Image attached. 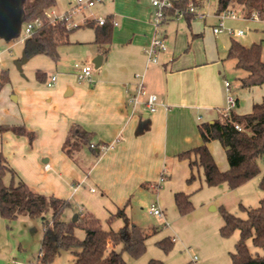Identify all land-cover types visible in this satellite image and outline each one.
<instances>
[{
  "label": "crops",
  "instance_id": "obj_1",
  "mask_svg": "<svg viewBox=\"0 0 264 264\" xmlns=\"http://www.w3.org/2000/svg\"><path fill=\"white\" fill-rule=\"evenodd\" d=\"M104 2L99 16L90 11L77 25L67 23L70 33L90 28L93 34L68 37L69 43L58 48L59 72H37L39 84L21 86L12 97L15 114L6 123L22 124L34 139L29 144L26 137L5 132L0 135L4 144L0 152L20 180L38 193L76 203L86 202L87 195L96 207L108 208L110 215L118 207L127 208L136 192L182 190L190 170L188 161L177 155L201 145L197 126L212 123L215 114L218 118L223 113L227 95H233L231 85L225 86L226 64L234 60L227 58L230 42L219 38L225 32H212L218 20L215 12L209 14L210 22L207 16L203 21L170 16L155 27L149 0ZM54 8L48 12L50 19L56 17ZM99 19L112 25L105 55L94 44V28L84 26L87 21L98 25ZM153 38L166 47L156 54L155 63L145 53ZM97 56L101 62L94 68ZM75 64L92 66L90 82L76 79ZM232 66L235 69V62ZM51 75L56 81L47 87ZM139 82L148 94L157 96L155 113L128 102ZM252 90L261 88L246 91ZM72 126L89 133L92 145L112 148L99 153L85 147L68 157L62 146ZM217 142L208 143L212 157L218 152ZM77 209L81 213L82 208Z\"/></svg>",
  "mask_w": 264,
  "mask_h": 264
},
{
  "label": "trees",
  "instance_id": "obj_2",
  "mask_svg": "<svg viewBox=\"0 0 264 264\" xmlns=\"http://www.w3.org/2000/svg\"><path fill=\"white\" fill-rule=\"evenodd\" d=\"M196 8H200L203 0H190ZM189 0H174V8L185 9ZM19 8V23L28 24L34 20L40 21V26L26 38L24 55L31 57L43 55L51 61L58 60V48L69 43L71 30L63 20H54L48 17L49 10L55 5V0H16ZM236 8L245 18L255 16L264 20V0H216L215 13L234 11ZM173 16V11H167ZM184 18H192L191 14H184ZM165 21V20H164ZM163 21V22H164ZM84 26L94 28V44L101 55L108 50L111 36V21L106 20L103 25H96L94 21L85 22ZM260 44H251L246 47L239 42L230 41L227 58L233 59L235 69L242 71L244 76L238 79L241 90L264 87V61L261 59ZM41 75L37 74L39 78ZM7 73L0 74V88L7 83ZM236 105L237 99L235 98ZM235 125L239 130L235 129ZM201 138V145L177 155L180 160H187L189 177L187 182L194 180L193 169L201 168L203 179L207 186H216L225 183L228 188L235 189L260 173L258 161L264 158V99L252 105L250 112L238 115L234 109L227 117L223 114L212 123H201L197 126ZM10 132L15 136H24L29 144L34 134L26 130L22 124L0 125V134ZM218 141L221 145L228 168L225 172L218 169L209 149L208 143ZM91 135L77 126H72L62 146V151L70 158L75 152L87 147L90 148ZM6 173L14 176V171L8 165L6 158L0 152V216L11 221L20 216L42 219V239L37 258L38 264H49L60 250H73V264H126L123 253L131 258H139L145 251L146 235L125 214V206L118 207L107 220H121L123 226L118 230L102 228L100 221L92 214H77L76 221L66 219L65 211L71 208L68 200L56 198L53 195L40 194L24 182L19 180L16 185L6 186L3 178ZM259 188L264 192V175ZM174 203L180 214H188L191 209L189 196L177 192L174 194ZM48 206L51 216L48 220L42 218ZM223 225L219 233L223 237L232 232H239V240L231 254V264H264V257L253 256L246 241L251 240L255 248L264 249V198L256 209L247 211L246 219H239L221 209ZM80 229L84 236L79 239L76 230ZM157 245L167 252L172 245L169 237L157 242ZM149 264H163L151 260Z\"/></svg>",
  "mask_w": 264,
  "mask_h": 264
},
{
  "label": "rangeland",
  "instance_id": "obj_3",
  "mask_svg": "<svg viewBox=\"0 0 264 264\" xmlns=\"http://www.w3.org/2000/svg\"><path fill=\"white\" fill-rule=\"evenodd\" d=\"M12 1L14 10L11 16L16 22L15 27L9 40H5L4 36H0V74L5 72L8 78L7 83L0 88V125H8L6 122L10 120V117H14L15 113L12 109L16 106V103H14L12 97L16 96L21 86L38 85L36 73L39 71L45 73L59 72L55 69L56 63L46 56L26 57L24 55L27 24L18 22L19 8L16 0ZM104 1L96 2L91 9H80L78 5L70 0H55L53 13L56 17L64 16L72 27V25H77L87 17L90 11L99 16L106 6ZM201 3L200 12L207 16L206 20L210 22L211 18L208 17L210 13L215 12L216 0H203ZM193 6H195L194 3ZM234 13L238 17L235 19L225 18L223 27L234 31L242 30L243 35L241 37H230L225 33L221 34L219 38L224 44H229L231 39L246 47L251 44H260L262 48L261 59L264 61V20L257 18L244 19V15L236 8H234ZM195 19L203 21L197 17ZM218 24L219 21L217 20L212 25L217 26ZM91 34H93V31L90 28L75 29L69 34V40L75 39L77 36L85 38ZM233 63L234 61H229L226 64L225 81L231 85V92L234 98L238 100L234 112L238 115H244L250 112L252 104L264 99V97H260L264 87L261 88L260 92L241 90L238 79L244 73L234 69ZM216 118L217 114H215L214 119L216 120ZM216 145L218 152L216 157L213 156V159L218 169L225 172L227 163L224 151L218 142ZM2 147H4V144L0 138V151L3 150ZM258 167L260 170L258 175L235 189L228 188L225 183L211 187L207 186L201 168H194V180L188 183L185 179L181 187L182 190L173 189L178 191L170 192L171 189L165 188L162 191L159 188L158 194L150 189L134 193L129 199L125 214L129 221L136 225L147 238L145 240V251L139 258H131L127 253H123L122 256L126 264H149L151 260L163 264H231V254L234 252L235 244L239 240V232L234 231L227 237L220 235L219 230L223 225L221 209L244 220L247 217L248 210L256 209L259 206L261 199L264 198V192L259 188L260 179L264 175V158L258 161ZM19 180L20 178L16 174L11 176L10 173H6L3 183L6 186L16 185ZM163 184L164 182L160 185L163 186ZM26 185L38 192L34 186ZM177 192L189 196L192 209L188 214H180L176 208L174 194ZM84 197L87 200H85L86 202L69 201L71 208L64 213L66 219L72 220L75 213L79 214L80 210L77 209L79 207L82 208L81 213H89L96 217L104 229L110 227L113 230H118L117 227L120 226V229L123 226L122 221L118 219L108 223L109 215L105 211L108 208L104 207L106 208L104 210L103 207H96L92 203L91 197L87 195ZM157 204L161 206H159L162 212L160 218L148 214V210L152 205L155 207ZM74 211L75 213L69 215L70 212ZM50 216L51 210L46 206L42 218L48 220ZM42 227L41 218L20 216L14 220L6 221L0 216V264H38L37 258L43 234ZM76 236L81 239L84 233L77 229ZM167 237L172 241V245L165 252L157 245V242ZM246 245L253 256L264 257V249L255 248L250 239L246 241ZM73 250L75 249L60 250L49 264H73Z\"/></svg>",
  "mask_w": 264,
  "mask_h": 264
},
{
  "label": "built area",
  "instance_id": "obj_4",
  "mask_svg": "<svg viewBox=\"0 0 264 264\" xmlns=\"http://www.w3.org/2000/svg\"><path fill=\"white\" fill-rule=\"evenodd\" d=\"M70 1L78 5L80 9H89V8H92L96 4V2L101 1V0H70ZM149 2L152 8L154 9L153 15H152L153 16L152 23L155 27H158L165 19L170 17L166 14L167 11H173L174 14L172 17L176 19L182 17L184 14H191L193 17H197L199 19L205 18L204 14L196 12V7L193 6V3L191 1H189L188 6L183 10L174 8V0H149ZM216 17L219 21V24L212 28V32L214 34L225 32L230 37H241L243 35L242 30L234 31L232 29H225L223 27V20L225 18L230 17L232 19H235L236 17H238L234 13V11L222 12L216 15ZM243 18L249 19L245 17ZM251 18H256V17L252 16ZM54 20H63L66 22V24L68 23L67 22L68 20L64 16L52 18L51 22H53ZM105 21H106L105 19H99L98 25H103ZM40 24L41 23L39 20H34L33 22L28 23L25 28V33L27 34V37H29L36 30V28L40 26ZM67 29L69 30V28ZM165 50H166V47H165L164 42L157 38H153L150 45L145 50L148 61L155 63L157 61L156 54L159 52H163ZM74 67L76 69V79L78 81L90 82L91 77H92V66L91 65L75 64ZM55 81H56V75H51L50 77H48L45 84L47 87H51L55 83ZM225 86L228 88L229 84L226 82ZM128 102L133 107L143 104L145 108L147 109L148 113H155L159 106L157 96L154 94H148L142 82H139L136 85L135 93L129 97ZM226 102H227L226 108L224 109L222 113L225 117H227L229 113L236 107V101L232 94L227 95ZM235 129L239 130V127L235 125ZM90 148H94L99 153L100 152L104 153L105 151L111 149L112 145H102V144L101 145H90ZM148 213L152 216H156L159 218L162 216V212L160 211V209L154 206L150 208Z\"/></svg>",
  "mask_w": 264,
  "mask_h": 264
},
{
  "label": "water",
  "instance_id": "obj_5",
  "mask_svg": "<svg viewBox=\"0 0 264 264\" xmlns=\"http://www.w3.org/2000/svg\"><path fill=\"white\" fill-rule=\"evenodd\" d=\"M18 7V6H17ZM14 10V3L12 0H0V36H4L5 40L10 39L12 30L15 27V20L12 18L11 13ZM19 22V17H18ZM101 56H97L92 63L94 68L100 65ZM77 214H74L72 221H76Z\"/></svg>",
  "mask_w": 264,
  "mask_h": 264
}]
</instances>
